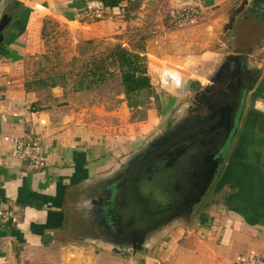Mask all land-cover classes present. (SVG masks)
Masks as SVG:
<instances>
[{
    "label": "crops",
    "instance_id": "obj_1",
    "mask_svg": "<svg viewBox=\"0 0 264 264\" xmlns=\"http://www.w3.org/2000/svg\"><path fill=\"white\" fill-rule=\"evenodd\" d=\"M10 1L0 0V16L13 13L0 46V68L11 84L3 88L0 83V211H10L15 221L0 220V264H234L238 255L264 256V0H205L209 6L196 0L201 6L196 24L181 30L158 21L141 50L124 40L127 29L142 25L143 5L125 20V0H104L107 15L89 19L83 17L88 0ZM230 18L231 30L223 31ZM48 20L75 27L68 35L75 42L109 40L147 62L177 64L183 89L157 94L158 113L147 109L141 119L131 116L125 101L115 108L91 102L89 93L103 81L89 90L78 83L91 68L74 70L68 80V72L54 73L40 62ZM230 48L244 50L249 90L240 97L239 122L225 143L206 212L191 230L174 218L139 253L121 243L114 244L115 251L98 233L90 200L103 198L125 153L134 151L138 139L151 137L158 119L178 100L190 96L189 101L219 68L224 50L231 55ZM33 136L40 139L45 164L37 173L12 157L3 141Z\"/></svg>",
    "mask_w": 264,
    "mask_h": 264
},
{
    "label": "water",
    "instance_id": "obj_2",
    "mask_svg": "<svg viewBox=\"0 0 264 264\" xmlns=\"http://www.w3.org/2000/svg\"><path fill=\"white\" fill-rule=\"evenodd\" d=\"M189 2L173 0L174 4ZM10 4L21 5L16 0ZM12 14L7 11L0 16V46L13 21ZM232 21L230 18L223 31L231 30ZM229 51L231 55L224 50L219 68L193 92L165 132L146 141L143 149L125 163L122 178L106 185L99 202L90 200L91 206L96 205L92 213L105 243L110 239L124 242L127 233H137L142 243L143 231H159L180 215L188 218L203 199L222 164L225 143L239 122L243 107L240 97L249 90L244 50ZM156 83V78L150 79L153 87ZM160 196L165 203H160ZM109 244L117 249L116 243ZM122 248L128 250V244L122 243ZM129 249L132 252L133 248Z\"/></svg>",
    "mask_w": 264,
    "mask_h": 264
},
{
    "label": "rangeland",
    "instance_id": "obj_3",
    "mask_svg": "<svg viewBox=\"0 0 264 264\" xmlns=\"http://www.w3.org/2000/svg\"><path fill=\"white\" fill-rule=\"evenodd\" d=\"M169 2L171 3V0H147L145 3H144V0H129L128 2H125V7H123V11H122V14H123L122 16H125L123 17L124 19L126 18L125 20H127L130 17L131 13L139 12L140 5H143L144 10L142 11H145V13L142 14V16L145 17L144 19H142L143 21L142 25L137 28H131V29L129 28L125 31V40H124L125 44H127L128 46H131L134 49L139 50L140 44L142 43L141 38L142 37L147 38L151 36L152 32L155 31V28H154L155 23L159 21L162 23V25L165 24L164 15H165L166 9L171 5ZM192 3L195 4L197 3V1L193 0ZM86 4L87 3L84 4L85 12L83 13V17L89 18V19H101L107 15L104 13V10L102 8L101 11L96 10L98 14L100 15V18H96L95 16L97 15V13H95V10H93V13L90 14L86 10ZM72 28H75V27H73L71 24L61 25L56 20L45 21V25L43 28V38L45 39L46 49H45V55L43 59H40V62L42 61L41 63L45 65L47 69L49 70L55 69L54 73H60V72L67 73L68 72V75H66L68 80H70L71 77L73 76L72 72H74V70L75 71L78 70V72H82L83 69L85 70L88 68H92V66H94L99 61H101L104 55H106L107 49L115 45H118V46L120 45L116 43L112 44V42H110L109 40L108 41L94 40L90 42H75L72 38H68V35L70 33L69 29H72ZM164 30H167V28L164 27ZM153 35L154 33L152 34V36ZM73 54L75 55L73 56ZM147 60L152 63H159V61L152 60L150 58H148ZM145 62L147 63L146 58H145ZM191 67L195 68L196 65L191 66ZM49 70L47 71L49 72ZM47 71H45V73L43 72L40 73V75L46 76L48 73ZM104 73H105V76H104L105 79L103 80L102 83H99V85L95 86V88L91 91V93H89L88 97L93 103L95 102H97L98 104L103 103L104 107L112 106V108L113 107L115 108V106H117L119 101H124L123 96L121 94V87L119 85V76H118V73L115 72L114 67L111 65L107 66L106 72ZM155 89L156 90H154V93L156 95L161 94L162 92L161 90H159L158 88H155ZM176 96L177 95L175 93L174 98H176ZM189 97L190 96H187L186 101H185V98H182L180 101L178 100L177 106L170 109L166 115L158 119L157 127H155L153 131L150 134H148L151 137L149 136H147L146 138L142 137V139L140 140L138 139V141H136L135 145H137V147L134 149V151H132L131 149L132 147H131L130 152L125 153L128 156L124 162L123 167L117 170L118 173L121 174L124 170L125 163L127 161H130L132 157L137 155V153L143 149V146L145 143L143 141L147 139V142H149L153 136L164 133V131L170 126V124L174 121L175 117L178 115L177 112L179 110V107L181 106V103L182 102L187 103L188 102L187 99ZM158 104L159 103L157 99L155 100L153 98H149L148 100L144 102L143 106H141L140 109H133L131 111V116L133 115L134 119L135 118L141 119L143 118V114L145 117V111L147 109H154L155 112L158 113L159 111ZM125 154L121 156L124 157ZM117 175H118L117 173H114L112 177H116ZM106 191L107 189L104 190L103 196L105 195ZM206 198H207V195L205 196V199L203 198V200L201 201L203 202L202 205L198 204L197 206L194 207L193 212H192L194 214L190 215L188 218L176 217L175 220H177L180 223H183V225L186 226L187 230H191V227L193 224L192 222L195 223L197 221L198 215L200 213L206 212L205 206H206V203H208ZM156 233H157L156 229H154V231H151V230L143 231L142 232V239L144 240L143 245H147L148 243H150L149 241L150 238L156 235ZM111 242L121 243V244L124 243L120 240L110 239L109 243ZM262 257L264 258V256ZM179 259L180 261H183L182 256L179 257ZM186 261H183L182 263L187 264L188 262Z\"/></svg>",
    "mask_w": 264,
    "mask_h": 264
},
{
    "label": "built area",
    "instance_id": "obj_4",
    "mask_svg": "<svg viewBox=\"0 0 264 264\" xmlns=\"http://www.w3.org/2000/svg\"><path fill=\"white\" fill-rule=\"evenodd\" d=\"M172 1V0H171ZM190 0L188 4H174L172 3L165 12V22L175 29H186L197 23L201 17V6L197 3L193 4ZM102 4L99 1H89L86 4V10L92 14L93 10L100 18L96 10H102ZM5 72L0 68V83L3 88L9 87L10 81L4 78ZM146 75L151 78H156V86L161 91H178L183 87L182 70L176 65L158 64L147 62ZM2 94L0 93V100ZM3 141L7 143L10 149V155L15 159L25 162L30 169L37 173L40 172L45 164L39 156V142L38 137H4ZM1 221L14 222L15 219L10 211H0ZM234 264H264V258L258 255H238L234 259Z\"/></svg>",
    "mask_w": 264,
    "mask_h": 264
},
{
    "label": "trees",
    "instance_id": "obj_5",
    "mask_svg": "<svg viewBox=\"0 0 264 264\" xmlns=\"http://www.w3.org/2000/svg\"><path fill=\"white\" fill-rule=\"evenodd\" d=\"M92 1V0H88ZM105 7L107 1L95 0ZM129 0H125L128 2ZM144 38H141L143 41ZM142 46L139 47V50ZM142 55V54H140ZM107 62V64H106ZM111 65L119 76V85L121 94L128 109H137L143 106L144 102L149 98L157 99L154 93V87L150 84V78L146 75V62L143 57L136 53L128 52L118 45L107 49L106 55L92 68L82 73L79 77V84L86 83L84 90H89L90 86L96 82H101L105 79L107 66Z\"/></svg>",
    "mask_w": 264,
    "mask_h": 264
},
{
    "label": "flooded vegetation",
    "instance_id": "obj_6",
    "mask_svg": "<svg viewBox=\"0 0 264 264\" xmlns=\"http://www.w3.org/2000/svg\"><path fill=\"white\" fill-rule=\"evenodd\" d=\"M241 110H242V108H241ZM239 111H240V108H239ZM229 139H230V137H229ZM228 139V140H229ZM228 142V141H227ZM118 175L116 176V177H113V182H115V184L117 183V181L119 180V179H121L122 178V176L120 175V173H118V172H116ZM149 189V188H148ZM151 190H153V188H150ZM209 190V189H208ZM208 190L206 191V193L204 194V199H205V196L207 195V193H208ZM153 193V192H152ZM154 194V193H153ZM159 200H162V201H160V203H165V198H164V196H160L159 198H158ZM203 200V199H202ZM201 200V201H202ZM200 201V203H199V205L201 204H203V202H201ZM194 209V208H193ZM193 212V211H192ZM192 214H194V213H191L190 215H192ZM189 215V216H190ZM179 217H182V218H185L186 216H184V215H180ZM127 238L124 240V243H126V244H128V248L130 247V248H133V250H132V253H134V254H136V253H139V250H141V247H142V245L144 244V241L142 242V243H140L139 242V235L137 234V233H135L133 236H129V234L127 233Z\"/></svg>",
    "mask_w": 264,
    "mask_h": 264
}]
</instances>
